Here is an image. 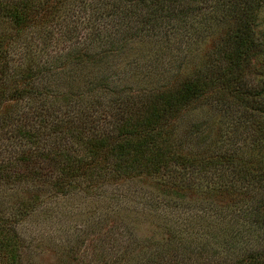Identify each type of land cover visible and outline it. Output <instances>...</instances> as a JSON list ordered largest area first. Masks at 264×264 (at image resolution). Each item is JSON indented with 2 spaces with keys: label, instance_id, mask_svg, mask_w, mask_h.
<instances>
[{
  "label": "trees",
  "instance_id": "trees-1",
  "mask_svg": "<svg viewBox=\"0 0 264 264\" xmlns=\"http://www.w3.org/2000/svg\"><path fill=\"white\" fill-rule=\"evenodd\" d=\"M263 7L264 0H0V190L26 191L0 208V264H25L20 224L46 200L146 179L163 197L155 202L162 219L167 204L199 201L209 202L201 212L214 224L193 245L184 223L164 221L166 243L159 239L140 264H264V38L256 30ZM133 43L162 59L160 76L136 55L115 67L112 59ZM134 69L147 72L142 86H125L120 72ZM65 78L85 87L59 88ZM207 104L227 113L226 125L220 120L213 135L201 122L180 127ZM115 227L90 231L94 264L137 260L127 247L109 252L118 246ZM183 238L178 251L168 247Z\"/></svg>",
  "mask_w": 264,
  "mask_h": 264
},
{
  "label": "rangeland",
  "instance_id": "rangeland-1",
  "mask_svg": "<svg viewBox=\"0 0 264 264\" xmlns=\"http://www.w3.org/2000/svg\"><path fill=\"white\" fill-rule=\"evenodd\" d=\"M256 30L259 38H264V7L260 12ZM128 49L121 56L118 55V57L112 59V62L116 64L115 67H121L124 60L127 61L128 57L136 55L140 60L139 65L144 66L145 64L148 65L149 62H154L156 66H159L160 70L155 73L154 77L160 76L163 69L161 58L157 57L156 60L151 58L148 55L149 53L147 54V48L143 45L135 46V43H133V47L131 45ZM64 64H59L58 68L64 74H67L66 68L61 69ZM146 75L147 72L140 74L136 69L120 72V77L126 84L125 86L130 87H137V84L139 87L142 86L143 76ZM71 76L73 77L74 73ZM64 80L66 78L58 85L59 88L74 87V90H76L78 84L81 89L85 87V85H82V80H79L75 86L69 85ZM35 102L36 100H33V105ZM33 105L29 106L30 113H33V109L36 107ZM227 118L228 115L223 109H218L213 104H207L197 109H192L185 114L180 127L183 128V126L190 123L193 124V122H201L203 124L202 127L205 126L208 129L212 127L211 134L213 135L217 124L222 121L223 125H226ZM108 189L110 192L107 191ZM107 190L103 192L101 189L100 192L93 195H87V193L75 190L69 195L58 196L55 199L51 198L46 200V204L44 202V205H40L20 224V232L26 239L27 244L25 264H94L92 259L94 248H91L93 246L91 245V238L94 237V233L92 232L91 235L89 233L94 230L95 226H99L102 230H107L113 224H116V227L111 239L114 240L112 243L117 242L118 246L114 244L115 247L110 250L107 247V251L109 250L113 255V252L115 251L116 253L120 248H130L129 257L137 259L133 264H140V260L143 261L148 253L151 251L155 252L159 248L157 242L162 237L164 238L163 229L161 228L164 221H168V224L174 226L181 222L184 223V226L188 229L185 234L190 233L189 241L193 245H196L197 241L191 240L194 237H204L205 232L211 230L214 224L210 225L212 220L209 221L201 212V208H205L209 202L199 201L193 202L188 206L186 204L179 206L176 204L172 205V203L167 204L168 208L166 207L167 209L165 210L167 212L165 213V218L168 219L169 217V219H162L161 216H158L162 211V207L155 202L160 203L163 197L154 186L153 180H139L136 183L133 182V184L131 182H117L108 186ZM111 192L115 194L112 196ZM24 194H26L25 186H20L18 193L0 190V208H4L3 204L5 202L15 201L20 195ZM107 195H111L113 197L112 200H105ZM162 203H165V201ZM150 204H153V206H149ZM150 209L153 212H149ZM218 212L221 214L220 209ZM84 239L86 241L82 243ZM125 240H129L132 243H128ZM185 242V238L181 239L178 245L172 241L168 244V247H172L175 244L176 247L172 249L178 251L179 248L177 246H181ZM161 243H166V241L161 240ZM71 249L73 250L72 252H70ZM189 262L193 261L189 259ZM108 264L110 263L108 262Z\"/></svg>",
  "mask_w": 264,
  "mask_h": 264
}]
</instances>
